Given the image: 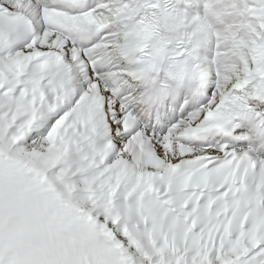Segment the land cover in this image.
I'll return each mask as SVG.
<instances>
[{"label":"snow or ice","instance_id":"obj_1","mask_svg":"<svg viewBox=\"0 0 264 264\" xmlns=\"http://www.w3.org/2000/svg\"><path fill=\"white\" fill-rule=\"evenodd\" d=\"M0 264H264V0H0Z\"/></svg>","mask_w":264,"mask_h":264}]
</instances>
